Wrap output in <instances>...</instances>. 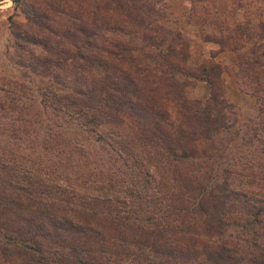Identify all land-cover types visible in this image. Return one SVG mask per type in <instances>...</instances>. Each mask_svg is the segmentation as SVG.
I'll use <instances>...</instances> for the list:
<instances>
[{"label": "trees", "instance_id": "1", "mask_svg": "<svg viewBox=\"0 0 264 264\" xmlns=\"http://www.w3.org/2000/svg\"><path fill=\"white\" fill-rule=\"evenodd\" d=\"M22 1L25 27L10 33L17 64L47 82L36 88L42 110L106 155L68 174L83 146L59 124L44 132V149H57L47 164L0 151V264H264V174L236 165L235 176L224 168L215 180L211 169L234 113L214 53L191 63L187 41L156 23L163 11L146 1L133 11L122 0H52L64 5L56 12L51 0ZM207 1L189 0L193 21L210 27L202 39L231 54L235 81H254L264 66V0L232 26ZM35 41L43 55L29 50ZM194 81L206 97L185 96ZM13 93L2 116L30 122L19 101L25 86Z\"/></svg>", "mask_w": 264, "mask_h": 264}, {"label": "rangeland", "instance_id": "2", "mask_svg": "<svg viewBox=\"0 0 264 264\" xmlns=\"http://www.w3.org/2000/svg\"><path fill=\"white\" fill-rule=\"evenodd\" d=\"M26 1L36 2L39 5L43 3L42 0ZM76 1L79 2L77 4L79 5L84 0ZM97 1L100 3L106 2V0ZM142 1L151 4L154 10L159 8L163 11L162 15H159V13L152 15L153 18L159 15L156 17V23L181 33V36L189 45L191 63L199 62L201 58H208L210 53H214L213 61L222 67L220 82L223 97L230 104L229 106L234 109V113L227 114L228 122L231 120L232 124L229 130L223 134L222 143L226 144L225 150L217 152L210 162L215 180L219 179L220 172L224 168L230 169L231 176H235L234 168L236 165L249 166L264 174V66L255 68L253 72L254 81L246 82L240 76L235 81L232 77V74L236 72L233 57L227 51H220L216 43L202 39L203 31L210 27L204 26L203 21H193V14H189V0H122L123 4L120 7L124 9L130 7L133 11H139L137 5ZM242 1L244 5L241 4L240 6H236L237 3L233 0H208L206 4L210 6V10L218 12L219 20L222 19L227 25L232 26L243 21L245 6L247 10L252 9L255 5L262 6L260 4L261 0ZM62 4V1L58 3L51 0L49 12H56L57 9H61L64 7ZM25 6L26 3L22 0L16 2L13 0H0V103L2 100L8 102L12 97L15 98L14 93L12 96V87L23 84L25 93L20 95L19 101L23 103V113H26V118H30V122L28 120H17L15 119V112H12V116L8 114L2 116L0 106V151H10L13 158H16L18 162L20 160L25 162L26 165L30 164L29 159L31 157L34 158L36 154H39L41 160L43 159L47 164L48 160L46 158L56 159L57 149H44L42 145L44 132L48 126L56 129L57 124H59V129H62L65 135L73 138V140L79 139L78 143L83 146V156L79 158L74 156L76 165L71 168L72 170H70V165L65 164L66 167H64L65 172L70 175L79 174L84 170L80 166L94 167L95 165L91 160L101 163L98 156L100 154L104 156L106 153L99 147L97 142L85 138L83 132H80L78 127L71 121L63 120L49 109L42 110V106L38 102L36 88L37 86L46 85L47 82L40 80L17 64L16 60L19 55L16 52L10 33V25L20 29L25 27L18 25H25L26 18L23 11ZM69 6L72 10L75 9L73 4H69ZM231 6L234 7V12L227 14ZM41 10L44 9L41 7ZM188 18L189 20H187ZM120 19L121 16L115 15L113 20L108 19V23L119 22ZM28 48L34 55L45 53V49L39 41L29 43ZM257 88L258 90L255 91ZM184 93L189 99H202L208 95V91L201 81H194V83L186 86ZM15 130L18 132L17 135L14 133ZM66 149L65 153H67ZM43 151H48V153L44 155Z\"/></svg>", "mask_w": 264, "mask_h": 264}]
</instances>
